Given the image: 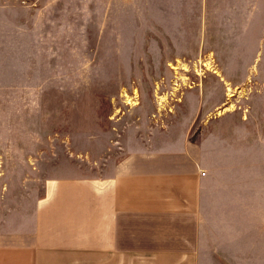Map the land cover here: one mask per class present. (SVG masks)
Segmentation results:
<instances>
[{"label": "rangeland", "instance_id": "1", "mask_svg": "<svg viewBox=\"0 0 264 264\" xmlns=\"http://www.w3.org/2000/svg\"><path fill=\"white\" fill-rule=\"evenodd\" d=\"M186 128L264 175V0H0V226Z\"/></svg>", "mask_w": 264, "mask_h": 264}, {"label": "crops", "instance_id": "2", "mask_svg": "<svg viewBox=\"0 0 264 264\" xmlns=\"http://www.w3.org/2000/svg\"><path fill=\"white\" fill-rule=\"evenodd\" d=\"M123 150L99 173L48 179L31 216L0 226V264H264L245 242L264 213L258 164L188 129Z\"/></svg>", "mask_w": 264, "mask_h": 264}, {"label": "built area", "instance_id": "3", "mask_svg": "<svg viewBox=\"0 0 264 264\" xmlns=\"http://www.w3.org/2000/svg\"><path fill=\"white\" fill-rule=\"evenodd\" d=\"M204 173V172H203Z\"/></svg>", "mask_w": 264, "mask_h": 264}]
</instances>
